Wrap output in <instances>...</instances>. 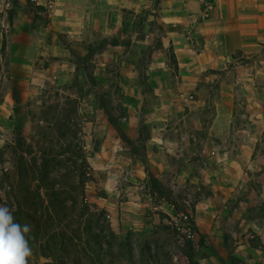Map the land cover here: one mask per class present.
Listing matches in <instances>:
<instances>
[{"label": "rangeland", "instance_id": "1", "mask_svg": "<svg viewBox=\"0 0 264 264\" xmlns=\"http://www.w3.org/2000/svg\"><path fill=\"white\" fill-rule=\"evenodd\" d=\"M97 5L103 21L112 5ZM152 10L125 6L116 34L100 27L95 48L118 43L115 57H75L77 69L13 90L0 117V204L32 226L29 264H264V48L234 54L258 69L254 82L229 62L207 66L190 30L178 61ZM142 29L152 35L138 46ZM154 134L170 143L164 168L156 178L148 165V182L132 187L123 155L145 162ZM88 232L100 247L84 252Z\"/></svg>", "mask_w": 264, "mask_h": 264}, {"label": "crops", "instance_id": "2", "mask_svg": "<svg viewBox=\"0 0 264 264\" xmlns=\"http://www.w3.org/2000/svg\"><path fill=\"white\" fill-rule=\"evenodd\" d=\"M108 3L112 6L100 21L97 0L95 4L91 0H0V117L8 112L17 84H23L26 91L35 90L46 81L56 79L57 76H52L54 69H77L75 57L88 54L91 63H95L94 57L98 53L107 57L113 53L115 57L123 47L118 43L95 48L100 27H107L108 33L116 34V25L123 16L121 9L126 6L137 13L146 3L153 4L155 10L152 13L160 16L166 31L165 39L178 61V46L183 42L180 38L190 30L192 38H204L202 52L207 66L226 67L229 62V66L244 72L243 80L258 81V69L253 73L252 64L238 63L234 54L243 51L257 55L259 48H264V0H210L212 9L207 18L204 17V0H108ZM104 19H107L106 24ZM132 35V43L140 46L144 37L152 33L142 29L141 33ZM62 39L78 46L72 50ZM195 47L196 42L187 43V50L194 51ZM259 81H264V75ZM128 129L129 125L125 124L124 130ZM139 132L140 129L138 137ZM157 136L160 137L157 134L146 143V163L135 160L131 154L123 155L125 181L130 186L148 182V165L156 178L164 168L159 162V151L170 143L163 144ZM174 144L179 148L183 145L182 142Z\"/></svg>", "mask_w": 264, "mask_h": 264}, {"label": "clouds", "instance_id": "3", "mask_svg": "<svg viewBox=\"0 0 264 264\" xmlns=\"http://www.w3.org/2000/svg\"><path fill=\"white\" fill-rule=\"evenodd\" d=\"M32 226L16 221L13 211L0 204V264H29Z\"/></svg>", "mask_w": 264, "mask_h": 264}, {"label": "trees", "instance_id": "4", "mask_svg": "<svg viewBox=\"0 0 264 264\" xmlns=\"http://www.w3.org/2000/svg\"><path fill=\"white\" fill-rule=\"evenodd\" d=\"M67 150H69V145L67 146ZM22 158H20V162L23 163L21 161ZM19 163V161L17 162ZM98 236L99 234H95V233H92L90 234L89 232L86 233V237L87 239L85 240L84 244H83V251L86 252V251H92V247H100V245L98 244Z\"/></svg>", "mask_w": 264, "mask_h": 264}, {"label": "built area", "instance_id": "5", "mask_svg": "<svg viewBox=\"0 0 264 264\" xmlns=\"http://www.w3.org/2000/svg\"><path fill=\"white\" fill-rule=\"evenodd\" d=\"M204 5H205V9H204V17L207 18L208 16V11H210L212 9L211 7V3H210V0H204ZM174 222H178V221H181V216L179 214H175L174 218H172ZM175 226L179 227V225L175 224Z\"/></svg>", "mask_w": 264, "mask_h": 264}]
</instances>
